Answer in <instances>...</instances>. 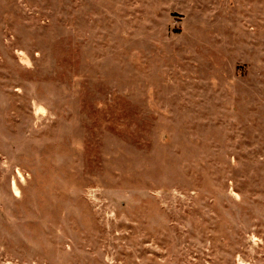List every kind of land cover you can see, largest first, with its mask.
I'll return each mask as SVG.
<instances>
[{
	"label": "rangeland",
	"instance_id": "rangeland-1",
	"mask_svg": "<svg viewBox=\"0 0 264 264\" xmlns=\"http://www.w3.org/2000/svg\"><path fill=\"white\" fill-rule=\"evenodd\" d=\"M0 264H264V0H0Z\"/></svg>",
	"mask_w": 264,
	"mask_h": 264
}]
</instances>
